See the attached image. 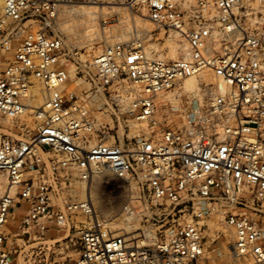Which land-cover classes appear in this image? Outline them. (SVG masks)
I'll use <instances>...</instances> for the list:
<instances>
[{
    "label": "built area",
    "instance_id": "1",
    "mask_svg": "<svg viewBox=\"0 0 264 264\" xmlns=\"http://www.w3.org/2000/svg\"><path fill=\"white\" fill-rule=\"evenodd\" d=\"M67 2L4 0L0 12V47L10 52L0 65V126L9 132H0V264H13L16 240L73 228L77 257L51 264H215L205 258L202 222L221 211L236 258L264 264V0H131L184 40L181 54L164 60L141 35L105 44L92 72L53 30ZM205 70L227 92L201 84L181 103V120L164 122L160 94L181 96V83ZM33 80L43 97L34 109ZM28 113L33 126L10 123ZM127 116L152 130L117 141L113 119ZM106 172L151 205L191 198L194 216L164 241L129 246L95 221L91 195L74 198L78 182ZM16 214L10 246L5 228Z\"/></svg>",
    "mask_w": 264,
    "mask_h": 264
},
{
    "label": "rangeland",
    "instance_id": "2",
    "mask_svg": "<svg viewBox=\"0 0 264 264\" xmlns=\"http://www.w3.org/2000/svg\"><path fill=\"white\" fill-rule=\"evenodd\" d=\"M2 5L3 0H0V12ZM52 27L74 52L78 65L90 72L93 71L95 56L107 43L125 42L145 35L148 37L149 50L164 60L171 59L170 53L175 48H179V56L185 43L174 31L157 29L149 20L146 9L133 4L131 0H68L60 9ZM9 57L10 52L0 47V65H4ZM198 79L200 85L208 84L218 89V81L211 70H205ZM33 83L40 87L36 80ZM191 95L185 90L181 96H177L174 90L160 94L158 102L162 120L179 122L180 105ZM101 101L102 99L99 100ZM96 115L111 121V113L97 112ZM20 122L33 126L32 114L23 115L10 123L16 125ZM112 128L117 141H127L152 130L145 123L129 120V116L123 120L120 118L119 121L114 118ZM0 132L9 134L1 126ZM0 181L5 188V173L0 174ZM75 186L74 198L83 199L91 195L95 207V221L99 220L112 235L125 238L129 246H152L164 241L175 227L194 216L191 198L179 201L162 200L151 205L139 198L134 184L107 172L93 176L87 185L78 182ZM127 205L128 211L125 209ZM243 211L254 215L249 208ZM224 216L222 211L214 212L202 222L207 261L215 264H257L250 258H236L234 234L226 226ZM21 217V214H16L5 228L10 246L17 239L14 233ZM78 220L83 223L85 218L80 217ZM79 238V230L73 228L70 231H52L43 238H32L29 241L16 240L20 247L13 251V264H51L54 260L75 258L80 249ZM204 261L201 260L200 264H204Z\"/></svg>",
    "mask_w": 264,
    "mask_h": 264
},
{
    "label": "bare ground",
    "instance_id": "3",
    "mask_svg": "<svg viewBox=\"0 0 264 264\" xmlns=\"http://www.w3.org/2000/svg\"><path fill=\"white\" fill-rule=\"evenodd\" d=\"M178 49L179 48H175V49H173L171 51V53H170L171 54V59H175V58L178 57V53H177ZM199 75L190 76V77L186 78L181 83V86L183 87V89L186 92H188L189 94H192V95H197L198 94V91H199V88H200V86H199L200 85L199 84L200 79H198ZM217 81H218V89L220 91H222V92H227L228 86L225 83H223L222 81H220V80H217ZM36 88L37 89L34 90V93H33V95L30 98V106L32 107V109L41 106L42 103H43V97H42L41 91L38 90L39 87H36ZM2 184H3L2 181H0V193H3L4 189H5ZM86 193L88 195V189H87Z\"/></svg>",
    "mask_w": 264,
    "mask_h": 264
}]
</instances>
